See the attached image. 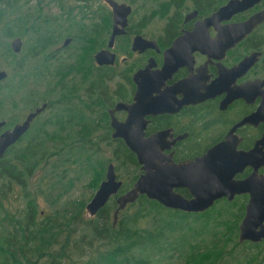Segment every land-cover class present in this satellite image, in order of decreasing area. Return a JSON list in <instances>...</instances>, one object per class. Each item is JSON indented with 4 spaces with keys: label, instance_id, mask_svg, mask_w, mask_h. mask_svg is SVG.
I'll return each mask as SVG.
<instances>
[{
    "label": "flooded vegetation",
    "instance_id": "flooded-vegetation-1",
    "mask_svg": "<svg viewBox=\"0 0 264 264\" xmlns=\"http://www.w3.org/2000/svg\"><path fill=\"white\" fill-rule=\"evenodd\" d=\"M107 1L129 9L123 29L118 25L123 32L114 37L111 48L114 22ZM44 7L46 22L68 31L84 25L93 34L89 39L93 66L88 74L66 76L89 77L85 114L92 150L100 151L103 145L109 148L110 159L112 146L118 144L136 160L131 187L125 189V174L119 175L112 162L99 185L110 164L121 183L117 197L145 174L126 139L113 136L112 124L126 123L122 136L154 137L156 173L167 171L172 163L202 159L199 186L223 193L202 214L219 210L235 226L234 238L239 242L240 226L251 208V217L259 223L251 231L259 238L242 243L260 248L257 252L253 247L252 253L264 255V0H49ZM138 38L149 46L134 51ZM66 39L69 44L73 41L64 38L62 48L69 46L63 47ZM102 50L115 55L112 65H97L95 55ZM146 67L156 71V77H134ZM97 68L104 69L100 76ZM42 104H47L46 110L48 103ZM118 104L126 107L116 109ZM3 128L0 134L6 131ZM163 181L159 178L157 184ZM173 191L184 199L193 198L185 186Z\"/></svg>",
    "mask_w": 264,
    "mask_h": 264
},
{
    "label": "trees",
    "instance_id": "trees-1",
    "mask_svg": "<svg viewBox=\"0 0 264 264\" xmlns=\"http://www.w3.org/2000/svg\"><path fill=\"white\" fill-rule=\"evenodd\" d=\"M15 2L19 1L12 0L5 7L0 6V57L9 58L12 55L5 39L32 31L33 43L28 53L13 66L11 84L0 85V110L7 104L16 108L18 101L13 100L12 94L29 88L28 83L32 81L34 87L24 101H20L37 108L39 101L36 100L39 98L41 102L48 103L47 109L54 111L34 129L36 133L28 137L24 144L21 140L0 158V264H170L168 260L173 258L180 260L181 264H227L228 258L239 256L241 264H264V255L252 253V244L239 243L234 238L235 226L228 223L217 209L204 214H187L166 209L154 200L139 196L135 202L120 210L116 219L114 213L118 204L114 198L88 220L83 215L85 201L73 202L51 215L38 211V194H49L54 184L63 182L62 192L54 197L58 201L72 184L71 179L65 180V169L55 173L62 165L60 163L49 172L54 175L55 181L50 178L52 181L44 189L32 191L30 188L29 182L35 173L44 170L51 157L60 156L63 151H50L48 142L64 143L63 146L68 147L63 162L73 159V163H83L81 171L90 175L88 185L94 190L103 179L109 162L114 163L119 175L125 174V189L131 187L136 179V160L118 144L112 146L114 157L98 158L100 151L92 150L91 145L94 144L87 138L88 115L85 112L88 101L84 105L78 91L82 83L81 90L85 89V97L88 98L89 77L80 80L81 77L66 76L87 75L93 66L90 56L94 49L89 46L93 34L89 28L78 25V54L74 63L62 66L50 76L57 77L53 82L45 78L44 72L54 54L48 52L30 71L26 69V60L39 59L43 50L56 42L58 36L49 34L51 41H48V29L42 33L39 23H35L39 18L36 12L17 17L13 25V12L8 9ZM59 6L64 8L61 2ZM102 70L97 68L98 75ZM68 78L71 79L68 81ZM42 86L45 87L43 92ZM48 128H51L50 131ZM70 140L74 144L68 143ZM96 149H99L98 145ZM12 201H21L24 205L12 209ZM225 212L232 213L226 209ZM78 227L81 234L74 238ZM255 249L261 252L260 248ZM260 257L263 261L259 263Z\"/></svg>",
    "mask_w": 264,
    "mask_h": 264
},
{
    "label": "water",
    "instance_id": "water-1",
    "mask_svg": "<svg viewBox=\"0 0 264 264\" xmlns=\"http://www.w3.org/2000/svg\"><path fill=\"white\" fill-rule=\"evenodd\" d=\"M107 3L112 9L114 22V31L108 44V47L111 48L114 37L123 32L122 29L126 24V16L129 9L114 1H107ZM118 25L122 29H118ZM70 41V39H66L63 43V47H66ZM149 44L150 42L138 38L135 40L133 50L135 51L138 48H141L140 46H149ZM10 47L13 53L18 54L22 47L21 39L18 37L12 39ZM95 60L99 66L112 65L115 61V55L108 50H102L96 53ZM134 77H156V71L150 72L149 67H146L144 70L136 72ZM6 78L7 73L0 69V82L4 81ZM139 96L140 92L137 90L135 98L138 100ZM137 105L138 103L133 105V107H136ZM46 106L47 104H42L40 107H37L34 111L27 114L22 123L14 126L13 129L6 130L0 134V158L4 156L8 148L13 146L21 136L26 133L31 122L45 110ZM123 107L126 106L118 104L116 109ZM5 124V121H0V129L3 128ZM112 125L116 130L113 136L126 139L127 146L136 154L138 163L143 165L145 174L134 183L130 191L117 197V192L121 183L116 180L114 168L110 164L106 171L105 180L100 183L93 197L85 206V211L89 217L93 218L107 204L111 197H117L116 202L118 208L114 213V219H116L118 212L124 209L128 203L135 202L139 196H145L149 200L157 201L165 208L189 214L204 212L212 205L215 199L223 196V193L221 192L211 190L206 192L202 190L201 186H199L201 173L199 171L197 172V170L202 163V159H198L195 162H188L184 165H174L172 163L167 171L163 172V170H159L158 173H156V161L153 158L154 156L152 152L154 137L147 140H141L138 137L135 139L126 135L122 136L127 128V124L113 123ZM138 133L140 134V132ZM159 178L164 180L163 183L157 184ZM184 186L190 189V193L193 197L192 199H184L181 195L173 191V188ZM197 186L199 187L197 188ZM252 212L253 210H251V208L247 210V215L240 226V243L244 240L255 242L259 238L251 231V229H254L259 224L251 217Z\"/></svg>",
    "mask_w": 264,
    "mask_h": 264
},
{
    "label": "rangeland",
    "instance_id": "rangeland-1",
    "mask_svg": "<svg viewBox=\"0 0 264 264\" xmlns=\"http://www.w3.org/2000/svg\"><path fill=\"white\" fill-rule=\"evenodd\" d=\"M19 2H15L13 4V6L11 7V9L8 11H12L13 12V16H12V20H13V25L17 22V17H21L23 15H32V13H37L39 15V18L37 21H35V23H39L40 27H41V32L44 33L45 29H48V31L46 32L47 34V39L50 42L51 38L48 37L49 34H54L55 36H58L56 39V42H54L53 44H51L50 46H47L46 49L43 50V52L41 53L39 59H36L34 61H31L30 59L26 60V69H28V71H30V68H32L33 66L37 65L39 60H42L45 58V56L48 54V52L54 54L53 58L51 59L52 62H50L48 64V66H46L45 71L44 72L46 74L47 77H45L46 79H51L53 80V82L56 81L55 78L57 77H50L52 75L55 74L56 70L61 69L62 66L65 67L68 64H72L74 63V58L76 56V54H78V48L80 47V44H78V37H77V31H78V27L73 28V30H66L62 25H58V24H54L53 21H49L46 22V20H44V12L47 11L45 9L44 6H46V3L49 0H18ZM27 1V2H25ZM12 0H0V6L5 7V4L7 3H11ZM38 2H40V4L38 5ZM101 4V3H100ZM7 9V8H6ZM66 9V7H65ZM50 10H58L56 8H53ZM17 11V12H16ZM53 11V12H54ZM56 13V12H55ZM36 14H34L33 17H30L31 19L35 17ZM42 21V22H41ZM12 25V26H13ZM79 26H84V25H80ZM53 30V31H52ZM55 30V31H54ZM33 32L29 31L26 32L25 35L21 36V35H17L14 36L13 38L10 39H5L6 42L11 43L12 39L14 38H20L22 41V47L21 50L18 54H15L12 52V55L9 58H5V57H0V69L4 70L7 73V78L4 80L5 82H1L0 85L4 86L7 84H11V80H12V75H13V66L15 64H17L18 60L20 57H22V55H24L25 53H28V49L30 47V45L33 43V39H32V35ZM66 37H71L73 39V41L69 44L68 47L66 48H62V42L63 39ZM11 48V47H10ZM12 51V50H11ZM13 55H15L13 57ZM92 56V53H91ZM90 56V57H91ZM71 78H68L67 80L69 81ZM29 84V88H25L24 90L21 89V92L18 91L17 93H13V100L14 101H18L17 103V107L13 108L11 104H7L5 105V107H3L0 110V121L4 120L6 121V124L4 126V128L1 130H7V129H11L13 127V125L21 123L24 119L25 116L33 111L35 109V106L33 107L32 104H28L25 102L20 101V99H23L26 97V95L28 94V92L30 91V89H32L34 87L32 81L28 83ZM42 92L45 91V87L42 86ZM79 87L82 88V86L80 85ZM81 88L78 91V97L82 98L83 96V92L81 90ZM84 105L86 104L85 102L88 101V98L84 97L82 98ZM13 101V102H14ZM37 107H39L43 102L40 101V99L38 98V100H36V102H38ZM27 102V101H26ZM85 110V109H84ZM54 109H46L42 114H40L35 120H33V122L31 123L30 129L28 130L27 134L25 135V140L22 139L21 144H24V142L26 141V139L28 137H30L31 135H34L35 132V128L39 125H41L48 117H50L53 114ZM51 128H48V130L50 131ZM73 141H68V143H71ZM67 143V142H66ZM74 144V142H73ZM72 144V145H73ZM51 148L50 151H58L63 149L62 153L60 154V156H52L51 159L49 160V163L44 167V170L41 171H37L35 173V175L31 178V181L29 182V186L32 189V191H35L39 188H46V185H48L52 180L50 178L53 179V181L56 180V178L54 177V175H50L49 172L54 170L56 168V165L58 164H62L60 165L56 170L55 173H61L64 169L66 170V177L65 180L71 179L72 181H70L72 184L69 185L68 191L66 194H63V196L56 201L55 200V196L56 194H59L62 192L61 189V184L63 182H59L54 184L53 187V191L51 193L48 194H38L37 197V205H38V211L42 212L43 215H51L53 214L55 211H61L62 209L68 207V205H71L73 202H77V201H85V206L86 204L91 200V198L93 197L95 190L92 189L88 183L90 181V175L86 174L85 172H82L81 169H83L84 164H76L73 163V159H71L70 161H65L63 162L64 156L68 151V147L63 146V144L58 143V142H51L48 144ZM109 148L105 147V146H100V152H99V156L98 158H102L105 159L109 156V152L107 151ZM93 157V156H92ZM94 158V157H93ZM24 205V202H14L12 201L10 203V206L12 207V209L15 207V209L19 206V208H21ZM130 209H128L127 212H129ZM112 214V212L110 213V215ZM84 219L88 220V219H92L91 217H89L85 211V207H84ZM94 218V217H93ZM81 234V230L78 227V232L74 235V238H78L79 235ZM175 255V253H174ZM250 255V254H249ZM263 257L259 258V263L260 261L262 262ZM85 259V258H84ZM170 261V262H169ZM168 262L170 264H181L180 260H177L175 258L168 260ZM227 264H241L242 263V259L241 256L239 257H234V258H228L226 260ZM156 264H161V263H156ZM167 264V263H164Z\"/></svg>",
    "mask_w": 264,
    "mask_h": 264
}]
</instances>
